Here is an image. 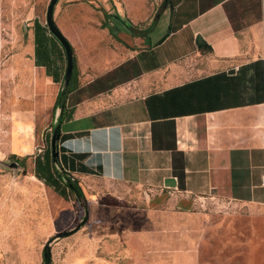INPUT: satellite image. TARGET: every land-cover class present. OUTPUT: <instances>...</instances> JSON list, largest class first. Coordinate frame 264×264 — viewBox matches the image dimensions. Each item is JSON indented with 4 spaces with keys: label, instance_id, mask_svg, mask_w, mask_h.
<instances>
[{
    "label": "crops",
    "instance_id": "1",
    "mask_svg": "<svg viewBox=\"0 0 264 264\" xmlns=\"http://www.w3.org/2000/svg\"><path fill=\"white\" fill-rule=\"evenodd\" d=\"M152 11L144 0L55 1L74 65L58 167L80 189L97 178L161 193L180 211L214 200L264 219V0H157ZM56 57L44 130L63 72ZM32 113L9 116L5 153L53 176Z\"/></svg>",
    "mask_w": 264,
    "mask_h": 264
},
{
    "label": "rangeland",
    "instance_id": "2",
    "mask_svg": "<svg viewBox=\"0 0 264 264\" xmlns=\"http://www.w3.org/2000/svg\"><path fill=\"white\" fill-rule=\"evenodd\" d=\"M46 2L0 0V264H42L44 241L82 214L54 175L30 169L27 161L7 166L13 160L5 151L14 112H33L35 132L41 133L36 142L48 150L43 122L49 73L62 50L45 28ZM156 3L144 0L147 18ZM80 190L86 220L49 243L48 264H264V219L249 218L245 206L209 200L180 211L161 193L97 178Z\"/></svg>",
    "mask_w": 264,
    "mask_h": 264
},
{
    "label": "water",
    "instance_id": "3",
    "mask_svg": "<svg viewBox=\"0 0 264 264\" xmlns=\"http://www.w3.org/2000/svg\"><path fill=\"white\" fill-rule=\"evenodd\" d=\"M56 0H47L45 7H44V13H43V22L45 25V28L47 32L50 34V36L58 43L60 46L63 58H64V64H63V72L61 79L58 84V98H57V104L53 107L51 112V119H50V127H49V141H48V150H49V156H50V163L53 169L58 173L59 180L65 185L68 186V180L75 181L73 178H71L69 175L64 173L57 164L56 159V151H55V143L57 140V134H58V122L61 118L62 114V108H63V101L65 98V87L68 84L70 71L72 68V53L70 46L66 39L62 36V34L59 32L55 24L52 20V8ZM4 162L0 161V164H3ZM8 167H15L18 166L15 162L12 160L7 163ZM173 184L171 179H166L163 181V185L165 186H171ZM81 211L82 214L79 217V219L75 222V224L67 229L58 231L52 235H50L43 243L41 248V261L42 264H48L49 262V243L53 241L56 238L64 237L68 234H71L75 230H77L86 220L87 217V210L85 203L81 205Z\"/></svg>",
    "mask_w": 264,
    "mask_h": 264
},
{
    "label": "trees",
    "instance_id": "4",
    "mask_svg": "<svg viewBox=\"0 0 264 264\" xmlns=\"http://www.w3.org/2000/svg\"><path fill=\"white\" fill-rule=\"evenodd\" d=\"M33 26H35V30L37 29V27H38V25L36 24V23H34L33 22ZM50 36V35H49ZM50 38L55 42V43H57L51 36H50ZM33 40L34 41H36V43H37V41H38V36H37V34H36V31L35 32H33ZM35 43V45H37ZM71 49V48H70ZM73 69H74V65H73V62H72V68H71V71H70V75H69V80H68V84H67V86L65 87V94L67 93V91L70 89V87H71V78H72V75H73ZM57 98H58V89H57V91H56V93H55V95H54V98H53V102H52V105H51V112H52V109H53V107L57 104ZM49 126H50V124H49ZM9 157H12V161L13 162H15L17 165H19L18 163H17V161H20L21 163H22V159H23V157H21L20 159L19 158H17V156L16 155H14V154H10L9 155ZM51 171H52V174L55 176V178H57V179H59V175H58V173L53 169V167L51 166ZM67 181H68V186L67 185H65L66 186V189H67V192H68V194L69 195H71L72 196V198L76 201V203L78 204V205H82V204H84V197H83V195H82V192H81V190H80V188H79V186L76 184V182L75 181H70V180H68V179H66Z\"/></svg>",
    "mask_w": 264,
    "mask_h": 264
},
{
    "label": "built area",
    "instance_id": "5",
    "mask_svg": "<svg viewBox=\"0 0 264 264\" xmlns=\"http://www.w3.org/2000/svg\"><path fill=\"white\" fill-rule=\"evenodd\" d=\"M263 59H264V42H263ZM36 152L41 150L40 146L35 147ZM259 184L264 187V173L259 176Z\"/></svg>",
    "mask_w": 264,
    "mask_h": 264
}]
</instances>
